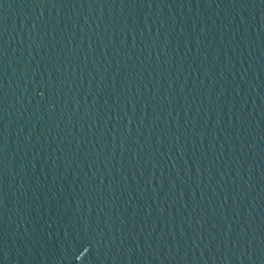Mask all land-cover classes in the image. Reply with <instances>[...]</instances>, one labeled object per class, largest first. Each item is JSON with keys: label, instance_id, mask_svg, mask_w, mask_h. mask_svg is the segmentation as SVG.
Masks as SVG:
<instances>
[{"label": "water", "instance_id": "obj_1", "mask_svg": "<svg viewBox=\"0 0 264 264\" xmlns=\"http://www.w3.org/2000/svg\"><path fill=\"white\" fill-rule=\"evenodd\" d=\"M0 264H264V0H0Z\"/></svg>", "mask_w": 264, "mask_h": 264}]
</instances>
